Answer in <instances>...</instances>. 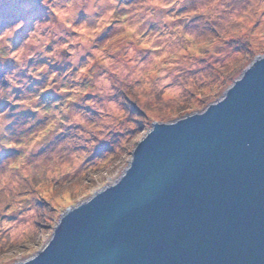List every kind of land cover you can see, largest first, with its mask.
<instances>
[{
	"label": "rangeland",
	"instance_id": "1",
	"mask_svg": "<svg viewBox=\"0 0 264 264\" xmlns=\"http://www.w3.org/2000/svg\"><path fill=\"white\" fill-rule=\"evenodd\" d=\"M263 56L264 0H0V264Z\"/></svg>",
	"mask_w": 264,
	"mask_h": 264
},
{
	"label": "water",
	"instance_id": "2",
	"mask_svg": "<svg viewBox=\"0 0 264 264\" xmlns=\"http://www.w3.org/2000/svg\"><path fill=\"white\" fill-rule=\"evenodd\" d=\"M20 264H264V56L202 112L155 122Z\"/></svg>",
	"mask_w": 264,
	"mask_h": 264
}]
</instances>
